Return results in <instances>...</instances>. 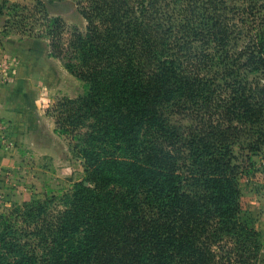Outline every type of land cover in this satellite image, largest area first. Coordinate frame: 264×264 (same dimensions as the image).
<instances>
[{"label": "trees", "instance_id": "obj_1", "mask_svg": "<svg viewBox=\"0 0 264 264\" xmlns=\"http://www.w3.org/2000/svg\"><path fill=\"white\" fill-rule=\"evenodd\" d=\"M75 1L85 32L36 0L35 35L86 84L52 109L85 176L0 214V264H254L264 0Z\"/></svg>", "mask_w": 264, "mask_h": 264}, {"label": "rangeland", "instance_id": "obj_2", "mask_svg": "<svg viewBox=\"0 0 264 264\" xmlns=\"http://www.w3.org/2000/svg\"><path fill=\"white\" fill-rule=\"evenodd\" d=\"M35 4L0 0V214L33 198L52 196L57 198L50 208L65 209L66 197L85 176L83 159L70 137L57 129L52 109L63 98L84 96L86 84L64 60L50 55L47 39L36 36L40 26L35 18L40 16ZM46 6L51 16L86 31L75 0H54ZM246 42L244 35L234 49ZM23 110L32 116L30 121ZM253 160L254 170L240 178V187L243 204L262 235L254 264H264V149Z\"/></svg>", "mask_w": 264, "mask_h": 264}, {"label": "crops", "instance_id": "obj_3", "mask_svg": "<svg viewBox=\"0 0 264 264\" xmlns=\"http://www.w3.org/2000/svg\"><path fill=\"white\" fill-rule=\"evenodd\" d=\"M24 112H23V117H25L26 118V121L28 122V121H30L31 120V118H32V116L30 115L29 116V112L27 111V110H23Z\"/></svg>", "mask_w": 264, "mask_h": 264}]
</instances>
